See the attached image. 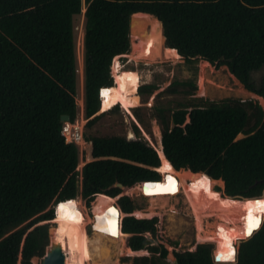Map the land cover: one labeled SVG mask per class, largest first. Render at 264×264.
Returning <instances> with one entry per match:
<instances>
[{"label": "trees", "instance_id": "trees-1", "mask_svg": "<svg viewBox=\"0 0 264 264\" xmlns=\"http://www.w3.org/2000/svg\"><path fill=\"white\" fill-rule=\"evenodd\" d=\"M84 6L88 126L101 118L95 115L99 93L113 86L114 57L131 50L136 12L155 15L167 46L178 49L187 63L203 59L216 68L226 65L246 89L264 97V76L259 82L253 76L264 68V0H0V264H18L20 254V264H33V257L45 255L50 223H38L54 217L56 202L81 195L90 204L98 193L119 195L116 182L132 186L161 179L156 148L123 135H85L89 161L77 169L80 148L62 133V116L77 118L74 20ZM157 88L144 83L139 92L150 95ZM197 88L194 78L175 79L164 92L184 99L153 108L166 156L178 170L223 179L224 187H218L223 196L262 198L264 106L253 98L196 97ZM141 111L135 108L144 123ZM118 200L127 213L122 229L131 234V248L154 253L135 256L134 264H172L167 248L151 244L146 235L155 234L158 218L129 214L138 207L128 195ZM235 246L234 261L217 262L209 242L176 257L181 264H264V219Z\"/></svg>", "mask_w": 264, "mask_h": 264}, {"label": "bare ground", "instance_id": "bare-ground-1", "mask_svg": "<svg viewBox=\"0 0 264 264\" xmlns=\"http://www.w3.org/2000/svg\"><path fill=\"white\" fill-rule=\"evenodd\" d=\"M162 25V22L151 13H134L131 17L132 50L124 55L150 58L149 60L153 57L176 58L180 56L177 49L165 46ZM120 58L121 55L115 56L112 65L116 85L101 90L100 112L111 108L117 102L128 110L141 102L137 93L140 73L132 69L124 70ZM204 63L213 66L207 60ZM243 89L246 93L264 99L246 88ZM157 130L159 131L158 128ZM158 136L156 150L161 158L159 168L163 173V178L160 181H148L146 184L141 182L133 186V189L140 191L154 204L148 211L138 210L137 214L150 216V212L153 213L156 209L166 207L172 197L183 191L196 208L198 241L213 240L216 242L214 254L221 261L235 260L236 240L249 236L247 234L249 230L251 232V229L256 226L249 229V215L255 217L258 223V215H261L262 220L264 219V203L259 205L253 203L255 201L264 202V196L249 200L223 197L220 191L215 189L216 185H223L222 179H212L204 173L193 172L187 168L175 169L164 153L160 131ZM186 184L189 189L185 187ZM115 200L116 197L98 193L93 201L91 218H88L84 203L78 197L62 201L57 205L55 221L58 225L52 230L51 245H58L64 250L66 254L64 264H86L87 261L95 258V253L100 255L103 244L99 240L102 237L116 241L120 251L129 247H126V238L129 233H125L121 227L123 212L113 207ZM202 212L206 214L217 212V221L211 224L213 230H204L206 216L202 215ZM89 222L93 223L94 235L99 238L98 240L88 235L86 226ZM253 232L254 230L251 234ZM94 249L96 252H93Z\"/></svg>", "mask_w": 264, "mask_h": 264}, {"label": "rangeland", "instance_id": "rangeland-1", "mask_svg": "<svg viewBox=\"0 0 264 264\" xmlns=\"http://www.w3.org/2000/svg\"><path fill=\"white\" fill-rule=\"evenodd\" d=\"M87 6L82 8L81 14H78L74 20L75 26V43H76V53H77V66H78V86L76 94V102L78 106L76 123L71 124L76 128H70V133H78L77 137H83L79 140L80 148V163L78 165L79 171H82L83 166L87 162V152L89 149L88 141L85 139V135H123L127 138L130 137L131 132L134 133V138L136 140H142L155 147L158 144V132H161L162 137V127L158 119L152 115L153 108L159 104V102L167 103L169 100H183L184 95L181 94H167L164 90L175 80V79H189L194 78L197 83V90L195 92L196 97H204L210 100H221L228 97L250 99L253 98L258 100L264 106V99L258 98L256 95L246 93L243 88L244 85L236 80V77L229 71L226 65H222L216 68L214 65H205L203 59L197 60L195 63H187L183 56H178L176 58L168 57H153L150 58H136L129 57L128 55L121 54L120 61L122 63L123 69L137 70L140 73V83L138 87L143 83H157L158 88L150 95H142L137 87V93L140 96V104L133 106L130 110L125 109L121 103L117 102L111 108H108L102 113L100 109L97 114L101 115V118L92 126H88L87 122L89 118L86 117L85 112V89H84V34L86 25V12ZM131 33V27H130ZM165 36V35H164ZM131 40V39H130ZM166 40V37H165ZM164 40L165 46L167 43ZM137 41V40H136ZM138 42V41H137ZM168 47V46H167ZM173 48V47H171ZM132 50V41H131ZM130 50V52H131ZM129 52V53H130ZM159 58V59H158ZM211 64V63H210ZM212 65V64H211ZM112 74L113 71L111 70ZM253 76L256 81H260L264 76V68L255 71ZM114 77V74H113ZM116 85L115 77L113 86ZM203 87V88H202ZM205 89V91L203 90ZM248 90V89H247ZM254 93V92H253ZM264 98V97H263ZM118 107L116 109L115 107ZM140 107L142 109L143 116L145 115V122H141L140 119L135 114V108ZM83 121H85L83 123ZM70 124H67L68 126ZM80 125V126H79ZM135 125L138 127L139 131L135 129ZM159 129V131L157 130ZM72 130V131H71ZM72 138V134H70ZM70 138V139H71ZM158 151V150H157ZM160 157V155H159ZM161 159V158H160ZM160 171V168L158 167ZM161 172V171H160ZM163 175V173L161 172ZM134 186V185H133ZM133 186L124 187L122 192L114 196L116 197L115 204L119 205V198L121 195H129L137 205L129 214L135 215L138 218H151L157 217L158 222L156 224L155 234L151 232H146L147 237L152 241L151 244L154 245H164L167 250V260L173 264V257L176 256V252H184L186 250H195L197 245L200 243H213L216 249V242L213 240L208 241H198V224L196 216V208L194 204L188 199L186 194L181 191L175 197H172L167 206L161 209H156L150 212V216L138 215V210L148 211L154 204L152 200L143 196L140 191L133 189ZM220 185H216L218 188ZM188 188V184L185 185ZM221 187V186H220ZM183 189V188H182ZM189 189V188H188ZM220 193L222 194L221 190ZM223 196V194H222ZM226 197V196H223ZM78 198L86 208V213L88 218L93 216L92 206L93 200L90 204L79 195ZM228 198V197H226ZM241 200V199H239ZM217 213V212H216ZM216 213H205L202 215L206 216L204 218V230H213V225L217 221ZM125 213H123V217ZM122 217V220H123ZM58 225L55 218L50 222V240H52V230ZM93 223L89 222L86 226L88 235L95 239ZM127 233V232H125ZM131 234L129 233L126 238V244L128 248L124 251H120L118 248V243L110 238L102 237L99 241L103 244V250L101 254L95 253V258L90 259L86 264H134L135 256L148 255L152 256L154 253L149 249L133 250L129 244ZM99 238L97 237L96 240ZM105 241H104V240ZM240 239L236 240L235 245ZM95 240V241H96ZM177 243V244H176ZM51 244V243H50ZM116 248V249H115ZM118 248V249H117ZM93 252H96L95 249ZM122 252V253H121ZM111 254V255H110ZM160 252L156 253L158 256ZM99 260L95 261V259ZM126 258V259H125ZM128 258V259H127ZM34 259V260H33ZM33 264H39L41 259L39 257L32 258ZM110 261V262H109ZM112 261V262H111ZM109 262V263H108ZM19 264V263H18Z\"/></svg>", "mask_w": 264, "mask_h": 264}, {"label": "water", "instance_id": "water-1", "mask_svg": "<svg viewBox=\"0 0 264 264\" xmlns=\"http://www.w3.org/2000/svg\"><path fill=\"white\" fill-rule=\"evenodd\" d=\"M62 120L63 121H69L70 117L68 115H63L62 116ZM190 121H191L190 113H187L186 122H190ZM128 139L129 140H136L134 138V133L133 132H131V135H130V137ZM114 186L124 187V185L122 183H120V182H116L114 184ZM56 213H57V208H56V211H55V215H56ZM258 217H259V220H258L259 221L258 226H259V224L262 221V218H261V215H258ZM47 222H49V221H47ZM257 227L256 226L253 227L251 229V232ZM236 252H237V250H236ZM65 256H66L65 252L60 246L51 245L50 244V246L47 248V251H46L45 255L41 258V262L39 264H64L65 263ZM215 259H216V261H221L217 255H215ZM172 261H173V264H181L176 256L173 257Z\"/></svg>", "mask_w": 264, "mask_h": 264}, {"label": "clouds", "instance_id": "clouds-1", "mask_svg": "<svg viewBox=\"0 0 264 264\" xmlns=\"http://www.w3.org/2000/svg\"><path fill=\"white\" fill-rule=\"evenodd\" d=\"M85 8H86V6H85ZM163 27V26H162ZM177 51H178V49H177ZM178 53H179V51H178ZM180 54V53H179ZM121 55V54H120ZM181 55V54H180ZM117 56V55H116ZM182 56V55H181ZM208 61V60H207ZM112 64H113V62H112ZM111 70H112V67H111ZM112 73V72H111ZM112 76H113V74H112ZM114 78V77H113ZM144 84V83H143ZM142 85V84H141ZM140 87V86H139ZM138 87V88H139ZM104 88V87H103ZM103 88H101L100 89V93H99V96H100V94H101V90L103 89ZM102 99V97L100 96V100ZM99 111V110H98ZM105 112V111H104ZM100 113H102V112H100ZM95 115H98L97 113L95 114ZM95 115H93V116H95ZM66 123H76V122H71L70 120L69 121H65V124ZM241 136H243L242 134H240L239 135V137H241ZM81 139L83 138V137H80ZM80 138L79 139H70V140H68L67 138H66V140L68 141V142H75V143H79V140H80ZM128 139V138H127ZM129 140V139H128ZM88 143V142H87ZM162 143H163V140H162ZM79 145V144H78ZM88 145H89V143H88ZM155 148V147H154ZM163 150H164V145H163ZM164 153H165V151H164ZM159 155V154H158ZM166 155V154H165ZM167 157V156H166ZM160 158V157H159ZM168 158V157H167ZM169 159V158H168ZM170 160V159H169ZM89 161V159H88V157H87V162ZM86 162V163H87ZM80 163V162H79ZM85 163V164H86ZM160 164H161V159H160ZM173 164V163H172ZM174 166V165H173ZM175 167V166H174ZM78 168V167H77ZM184 168V167H183ZM159 173H160V175H161V179L163 178V175L161 174V172L158 170V167L157 168H155ZM175 169H177V168H175ZM181 169V168H180ZM187 169H189V168H187ZM79 170V169H78ZM178 170V169H177ZM191 170V169H190ZM191 171H193V170H191ZM194 172V171H193ZM201 172V171H200ZM204 173V172H203ZM212 178V177H211ZM214 179V178H213ZM223 180V179H222ZM149 181H160V179L159 180H149ZM224 181V180H223ZM141 182H145V184L148 182V181H141ZM141 182H137V183H141ZM136 183V184H137ZM224 184H225V182L223 183V185H220L221 186V188H223L224 187ZM135 185V184H134ZM133 186V185H132ZM219 186V187H220ZM120 187V186H119ZM124 187H130V186H125L124 185ZM124 187H121L122 189L124 188ZM215 189H217L218 190V188H215ZM263 194H264V191H263ZM123 195H121V197H122ZM129 196V195H128ZM263 196V195H262ZM262 196H258V197H262ZM78 197V196H77ZM257 197V196H256ZM76 198V197H75ZM95 198H96V195H95ZM94 198V199H95ZM228 198H231V197H228ZM250 198H252V199H254L255 197H250ZM250 198H248V199H250ZM73 199V198H72ZM232 199V198H231ZM233 199H235V198H233ZM245 199H247V198H245ZM242 200V199H241ZM61 202V201H60ZM58 203L59 202H56L54 205H53V207H54V217H55V211H56V208H57V205H58ZM113 207H116V209H119L120 211H122L123 213H125L122 209H121V206H120V204L119 205H117V204H115V205H113ZM137 209V208H136ZM127 215V213H125V216ZM124 216V217H125ZM54 217L52 218V219H50V220H44V221H41V222H39L38 224H43V223H50V221L51 220H53L54 219ZM123 217V218H124ZM47 221H49V222H47ZM123 221V220H122ZM263 221V220H262ZM262 221H261V223L259 224V226L257 227V228H255L254 229V232L257 230V229H259L260 228V226H261V224H262ZM93 227V226H92ZM121 227H122V225H121ZM250 236H252V234H250L249 236H247L246 238H248V237H250ZM51 243V242H50ZM50 246V245H49ZM48 246V247H49ZM47 251V250H46ZM214 251H215V249H214ZM236 254H237V252H236ZM35 257H37V256H35ZM34 258V257H33ZM40 259L42 258V257H39ZM21 259H22V255L20 254V256H19V261H21ZM236 259V258H235ZM216 260V259H215ZM19 261L17 262V263H19ZM232 261H234V260H232ZM31 262H33V261H31ZM217 262H227V261H217ZM20 264V263H19Z\"/></svg>", "mask_w": 264, "mask_h": 264}, {"label": "built area", "instance_id": "built-area-1", "mask_svg": "<svg viewBox=\"0 0 264 264\" xmlns=\"http://www.w3.org/2000/svg\"><path fill=\"white\" fill-rule=\"evenodd\" d=\"M67 124H70V123H66L65 125H64V127H63V131H62V133L66 136V138L68 139V140H70V134H72V138L71 139H79L80 137H77L78 136V133H73V132H71L70 133V126H71V124H73V123H71L69 126L67 125ZM76 128L75 126H71V128ZM72 131V130H71Z\"/></svg>", "mask_w": 264, "mask_h": 264}, {"label": "snow or ice", "instance_id": "snow-or-ice-1", "mask_svg": "<svg viewBox=\"0 0 264 264\" xmlns=\"http://www.w3.org/2000/svg\"><path fill=\"white\" fill-rule=\"evenodd\" d=\"M253 203L259 205V204L264 203V202H261V201H255V202H253ZM254 225L258 226V222H257V220H256L255 217L249 215V229H251ZM247 234H248V235L251 234L250 230H249V232H248ZM233 251H234V250H233Z\"/></svg>", "mask_w": 264, "mask_h": 264}]
</instances>
